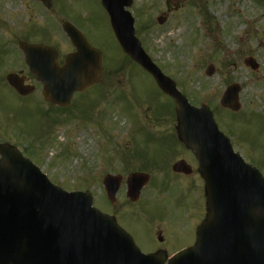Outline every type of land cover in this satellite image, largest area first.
Wrapping results in <instances>:
<instances>
[{
  "label": "rangeland",
  "instance_id": "1",
  "mask_svg": "<svg viewBox=\"0 0 264 264\" xmlns=\"http://www.w3.org/2000/svg\"><path fill=\"white\" fill-rule=\"evenodd\" d=\"M128 11L147 55L191 105L212 111L234 150L264 178V0H133ZM158 17L166 22L159 25ZM65 21L100 51L103 76L59 110L44 102L17 44L53 47L62 63L73 51ZM247 58L256 70L244 64ZM126 60L99 0H52L50 10L34 0H0V143L29 156L59 188L88 192L93 207L113 217L142 253L163 250L166 264L193 247L205 216L204 189L196 162L175 142L174 103ZM209 65L214 72L207 77ZM9 73L24 76L35 91L19 97L5 81ZM232 83L240 89L237 113L219 105ZM179 160L190 175L171 172ZM132 173L149 176L136 202L125 197ZM107 174L122 177L113 204L102 186Z\"/></svg>",
  "mask_w": 264,
  "mask_h": 264
},
{
  "label": "water",
  "instance_id": "2",
  "mask_svg": "<svg viewBox=\"0 0 264 264\" xmlns=\"http://www.w3.org/2000/svg\"><path fill=\"white\" fill-rule=\"evenodd\" d=\"M35 1L51 8V0ZM101 1L123 52L175 101L178 136L196 156L204 180L207 214L197 230L196 244L169 264H264L261 176L232 153L210 111L190 106L175 84L146 56L134 37L133 19L124 10L131 0ZM165 20L158 18L159 24ZM62 29L75 48L62 67L52 48L22 42L19 48L30 73L42 83L44 100L53 106L68 107L74 93L100 82L102 66L101 53L91 48L72 25L64 23ZM245 64L253 70L257 67L252 59L245 60ZM213 72L209 66L206 75ZM6 81L21 96L34 91L15 74L7 75ZM237 94V88H229L221 106L237 112ZM0 154V264H162L161 254L141 255L112 219L92 209L88 194H65L50 186L12 147L0 146ZM172 170L188 173L183 162L174 164ZM147 182V175H130L128 198L137 201ZM103 185L109 201L114 203L120 178L107 176Z\"/></svg>",
  "mask_w": 264,
  "mask_h": 264
},
{
  "label": "flooded vegetation",
  "instance_id": "3",
  "mask_svg": "<svg viewBox=\"0 0 264 264\" xmlns=\"http://www.w3.org/2000/svg\"><path fill=\"white\" fill-rule=\"evenodd\" d=\"M176 137V136H175ZM228 138H229V140H230V142H231V144L234 146L235 145V143H234V140H233V137L231 136V135H228ZM179 144V143H178ZM160 145V144H159ZM180 145V144H179ZM164 146V145H163ZM181 147H182V145H181ZM183 148V147H182ZM184 149V148H183ZM185 151H187L186 149H184ZM190 155H191V157L194 159V157H193V155L189 152V151H187ZM194 161H195V159H194ZM196 162V161H195ZM192 173V172H191ZM177 176H184V175H181V174H176Z\"/></svg>",
  "mask_w": 264,
  "mask_h": 264
}]
</instances>
